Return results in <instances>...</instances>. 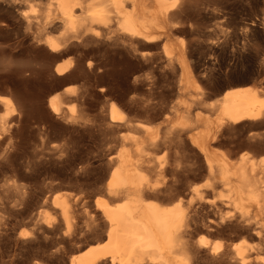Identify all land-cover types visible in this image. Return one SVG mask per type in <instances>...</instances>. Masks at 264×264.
<instances>
[{"label": "rangeland", "instance_id": "374dc122", "mask_svg": "<svg viewBox=\"0 0 264 264\" xmlns=\"http://www.w3.org/2000/svg\"><path fill=\"white\" fill-rule=\"evenodd\" d=\"M18 1L23 11L39 17L37 21L49 4V0ZM193 1H197L195 6L199 4L193 9L197 14L191 13L192 18L184 21V29L180 27L184 32L172 28L168 36L144 47L139 45L136 52L126 50L117 39L101 36L55 58L42 42L37 45L39 49L33 48L32 37L59 41L65 35L63 27L40 30L34 24L26 29L17 21L19 10L12 16L0 2V21L6 19L8 27L3 29L8 32L9 43L20 40L14 53L6 50L9 67L0 70V93L12 99L6 118L10 125L0 141V264H68L86 249L101 245L107 225L98 201L113 208L124 199L106 192L105 180L116 155L123 149H133L127 140L130 135L147 140L153 134H166L172 140L168 148L162 145L149 149L148 160L152 161L151 166H142L143 184L155 185L163 204H178L186 214L196 213L198 220L187 237L192 246L184 264H264V202L260 212L255 202L241 205L251 221L238 224L240 210L226 196L227 185L214 180L212 189L204 187L209 178L206 166L188 137L206 129L195 118L212 113L208 103L225 86L257 88L264 97V0ZM250 21L255 24L250 26ZM181 54L182 65L176 60ZM43 56L45 66L41 71L47 69L42 74L31 68H37L34 62L43 60ZM167 57L174 61L173 66L165 63ZM27 60L30 69L29 62L23 66ZM88 60L90 65L86 64ZM15 61L22 62L19 66L23 72ZM56 63H70V67L56 75ZM52 93L63 96V115L48 108L47 98ZM110 101L125 112L128 123L109 122ZM257 121L264 122V118ZM136 122L149 126L141 129ZM240 123L224 131L220 140L226 138V145L209 143V156L217 161L223 151H228L233 163L247 155L259 166L264 163V124L252 131L244 125L246 122ZM248 137L263 145L253 148ZM157 160L164 164L161 168ZM193 184L199 185L202 201L190 197ZM168 186L171 198L165 190ZM60 202L67 207V222ZM230 223L232 230L227 227ZM206 224L219 232L206 228ZM257 230L258 238L254 235ZM200 241H205V246H198ZM234 245L246 246L243 261L235 254Z\"/></svg>", "mask_w": 264, "mask_h": 264}, {"label": "bare ground", "instance_id": "6f19581e", "mask_svg": "<svg viewBox=\"0 0 264 264\" xmlns=\"http://www.w3.org/2000/svg\"><path fill=\"white\" fill-rule=\"evenodd\" d=\"M177 1L102 0L95 4H88L86 0H49V4H47L43 10L44 14L42 13V16H40L42 18H40V21H37L39 17L36 16V18L34 15H29V13L27 14V12L21 9L22 2L20 3L18 0H0V2L5 5L4 7L7 13H11L10 15H12V13L16 14V10H19V13L16 15L17 21L21 22L26 29H30L34 24L40 30H46L51 27L54 28V25L63 27L65 35L59 41L48 37H32V44L36 46H33V48L39 49L37 47L40 46L39 44L42 42L47 47V53L54 58L60 55V53H64L66 50L76 51L83 41H94V39H100L101 36H105L110 40L111 38L112 40L117 39L122 47L125 49L127 48L126 50L130 49L136 52L139 45L144 47L160 37L168 36L170 31L173 30L172 28L176 30L178 27L180 31V27L183 28L184 21L188 20L187 18L194 12V7L199 5L196 3L195 6L194 3L197 1L191 2L192 0H190L189 3L187 0L185 2L183 0H180V2ZM198 2H200V4L203 3L201 0H198ZM1 11H3V9ZM198 11L199 10L196 12ZM194 14L195 13H193L192 16ZM35 19L36 22L34 21ZM4 21H0V70L2 71L7 70V67H9L5 59L6 50L9 51V54L14 53L15 49L20 46L19 39L9 43L10 40L7 39L8 32L3 29V27H8V24ZM254 24V22L249 23L250 26ZM262 24H264V18ZM245 28L247 29V27H244L246 31ZM17 33L18 30L14 32L15 35H17ZM16 37H18V35ZM84 43V45L87 44L86 42ZM47 53H45L46 56ZM6 54L8 55V53ZM53 57H51L52 60ZM140 57L146 61L144 53H141ZM182 58H184L183 54L176 58L180 65L184 64ZM44 59L43 56V60ZM43 60H35L34 64L37 65V68H31V62L28 60L26 62L24 61L25 63L23 66L25 67V65H27L26 63L29 62L27 65L29 67H27L28 69L31 68L41 71L45 66V60ZM8 61L10 62L11 60L9 59ZM19 62L17 61L16 63H18V69L21 70ZM173 62L174 61L170 57H167L165 61L169 66H173ZM90 63L91 61L88 60L86 64L90 65ZM8 65L11 66L9 63ZM105 65L102 66L106 67ZM69 67L70 63H56L53 65V72L56 75H60L65 73ZM46 69H44L43 72L41 71L42 74L45 73L44 71ZM21 71L23 72V70ZM78 71H80V69ZM30 72L32 71L30 70ZM37 72L39 71H36V73ZM36 73L35 76L38 74ZM31 75L33 76L34 74L32 73ZM244 81L243 79L240 82ZM226 85L228 84L226 83ZM63 92L67 93L66 90H63ZM64 97L66 98L67 96ZM69 97L70 96H68V98ZM62 98L63 96L60 93H52L48 96L46 104L51 112L63 115L61 113L64 110ZM70 98L72 99V97ZM11 100L9 96L0 93V106L3 108H1L2 112H0L1 142L4 140L3 137L4 133H6L5 131H7V126L9 127L10 125H7L6 118L8 109L12 106ZM67 101L70 100L68 99ZM208 105L212 113L205 114L204 117L196 116L195 118L199 120L206 129L188 135L190 143L195 147L197 154L199 153L202 155L206 166V172L209 178L207 177L208 180H206L203 185L205 188L212 189L214 180L227 185L226 196L233 206L240 210V219L236 220V222L238 224L247 225L251 220L249 221L246 217V213L243 211L241 205L244 206L247 202H255L256 209L258 208L257 210L262 208L261 203L264 202V163L257 166L256 162L253 161L254 159L251 157L252 162L247 155H238L239 157L237 156L238 158H236L239 162L236 161V163H233L232 160L234 159L229 157L230 154L228 151H223L219 160L214 161L208 153L209 143L217 142L218 144L226 145V138L222 141L220 140L224 131L234 128V124L240 122H246L244 125L251 130L253 129L252 131H254L255 128L263 126L264 122L257 120L264 118V97L260 95L257 88H248L247 86H225L219 95L208 103ZM107 109L109 122H113L114 124L115 122L116 124H120L119 122L128 123L129 119H126L127 116L125 112H123L116 103L110 101ZM135 125L141 129H147L149 126L143 122H136ZM249 134L251 137L253 136L251 132H249ZM176 136L180 142L181 133L178 132ZM171 138L166 134L163 135V137L153 134L149 136L147 140L138 135H130L127 138L129 143L134 146L133 149H123L116 155L113 166L105 180L107 194L111 196H123V203L110 208L104 201H98L101 216L107 225L105 241L99 246L86 249L75 258H71L68 264H184L186 262L189 246H192L187 237L192 233L191 230L194 225L198 223L195 217L196 213L186 214L178 204H163L158 199L159 190L157 187L155 185L143 184L144 176L142 166L144 164L151 166L150 162L152 160H148L149 156H151V151L162 145L168 148L172 140ZM248 138L250 139V141H248L249 144L255 148L258 144V140H256V143L253 139L251 140L250 137ZM262 145H260V147ZM149 149H151V151ZM248 160L249 163L247 164ZM176 161V166H178L179 161ZM157 162L160 168L164 165L161 161L159 162V160H157ZM178 187L179 186L176 188ZM199 189V185L193 184L190 186V197L192 200L196 198L195 200L198 199L202 201V191ZM165 190L167 191V195L172 197L173 193L171 187L168 186ZM60 208L67 222L68 212L64 202H60ZM260 211L261 210H259V212ZM89 220L90 217H88V221ZM93 221L94 220L91 219V223ZM231 223L233 222L231 221ZM231 223L228 224V229L232 227ZM196 226L194 228H196ZM256 226H258V224H256ZM217 227L219 228V226ZM236 227H238V225ZM206 228L212 229L215 233L219 232L218 229L212 228L209 224H206ZM221 228L226 232L225 230L227 228L224 229L222 225ZM245 230H247V228ZM258 230L254 231V235H256L257 238L259 237L258 233H260ZM205 244V241H200L197 245L205 246ZM219 247L220 246H215L214 249H218ZM233 249L235 254L243 261L246 246L234 245Z\"/></svg>", "mask_w": 264, "mask_h": 264}]
</instances>
